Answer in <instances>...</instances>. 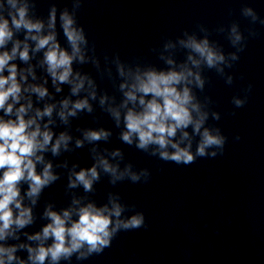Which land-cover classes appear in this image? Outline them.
<instances>
[{
  "label": "clouds",
  "instance_id": "1",
  "mask_svg": "<svg viewBox=\"0 0 264 264\" xmlns=\"http://www.w3.org/2000/svg\"><path fill=\"white\" fill-rule=\"evenodd\" d=\"M33 5L30 0H0V48L12 41L10 51L0 52V110L4 116L14 115V119H4L0 116V241H6L8 237L18 239L16 229L24 228L33 222L32 208L25 206L24 196L21 195V182L27 183L25 196L35 205L45 188L54 184L59 176L53 172V164L45 161L44 152L51 151L53 156H58L61 149L70 151L68 145L72 137L67 132H60L53 138L55 133L49 127L53 124L51 119L55 104H46L43 109L35 108L34 115L28 116L33 111V104L30 96L25 97L23 93H34L38 99L49 95L48 89L43 85L28 84L27 76L31 75L35 80L33 68L18 70L14 61L17 56L21 61L27 62L29 56L30 39L35 42L33 52L45 49L41 65H46V71L51 77L56 92H60V85H70V92L73 96L78 95L85 87V81L89 86L93 82L79 72H73V63H84L86 60L85 50L82 45H87L85 30L83 26H76L77 20L67 10L61 12L60 21L64 37L70 46L71 51L62 48L57 40L56 8L53 7L48 20V28L51 31L41 35L44 24L40 20H33L30 15V8ZM245 15L257 19L251 8L244 10ZM264 24V21H261ZM25 32L24 41L13 40L14 32L21 30ZM35 33V34H33ZM252 37L258 35L250 33ZM231 44L237 48V52H243L246 44L242 34L234 25L229 36ZM181 45L190 50L187 62L179 65L178 70L172 59H167L168 65H173L167 71L148 69L135 73L129 72L130 83L120 85L124 100L119 107H108L106 111L114 118L117 126L121 122L120 109H126L123 114L125 130L120 133V139L135 147L147 150L149 145L157 146L151 153L159 155L163 161H170L176 164L190 165L197 157L217 156V151L209 153L207 149H219L222 155L226 137L220 133L219 128L210 129L204 127L208 119V112L202 110L197 102L192 88L203 91L205 80L202 79L199 69L201 65L209 69H216L223 74L222 64L232 67L222 50L214 44H210L207 38L197 40L195 36H189L187 40H181ZM23 44V48H21ZM171 47V45H166ZM231 61H238L240 56L237 53H229ZM191 65V67L189 66ZM193 69H196L194 71ZM5 72L7 74H5ZM123 68H120V75H124ZM19 76V79H18ZM233 77L229 76L227 82L232 83ZM45 83L47 81L45 80ZM252 85L243 90V99L233 98L235 107H243L252 90ZM95 99V92L89 93ZM25 103H20L21 100ZM106 97L100 99V104H105ZM60 110L57 113L64 124L69 123V117H76L78 112L87 111L92 113L93 109L88 98L72 101L65 98L60 102ZM71 104V107L69 105ZM129 104L132 106L129 107ZM16 105H19L18 107ZM234 114V113H233ZM26 116L28 118L26 119ZM214 119L219 120L218 113L213 112ZM49 117L47 123L41 127L39 121ZM192 127L193 133L200 136L195 153L191 151L192 138L185 129ZM180 132V139L175 140L177 132ZM111 133L101 128L100 130L88 129L83 132L84 140L89 143L107 140ZM239 139V136L236 137ZM188 141L186 146H181L183 141ZM76 148H82L84 141L77 139ZM169 148L172 151H169ZM106 151V150H105ZM95 163L90 168H81L70 172L68 188L82 186L85 192L93 191L94 182L99 181L100 173L98 168L111 176L110 183L115 184L126 176L132 183L140 181L141 175H148L147 171L140 174L131 172V166H127L123 172L119 171L118 164H112L95 148L92 149ZM112 156H120L119 149L111 153ZM37 164L43 165L42 171H37ZM66 167V164L63 165ZM73 205L62 212L52 210L48 205L44 216L50 221L41 232L28 236L30 241H39L36 247L29 244L6 245L0 243V264H26L25 260L16 255L18 249H26L28 261L31 264H45L46 260L52 264H58L63 259H69L74 253H79L78 259L91 254H100L105 248L111 246V241L120 230L139 229L145 224L143 213H136L128 218L122 219L125 205L119 202V198L109 195V203L97 207L95 203L89 202L81 205L79 199H73ZM111 205V206H109ZM73 214L76 219H73ZM51 239L52 243L45 246L44 242ZM86 246V251H81Z\"/></svg>",
  "mask_w": 264,
  "mask_h": 264
}]
</instances>
